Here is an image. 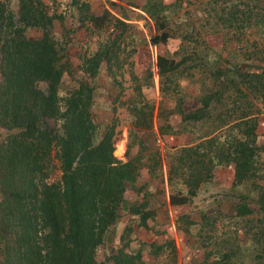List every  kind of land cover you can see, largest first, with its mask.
<instances>
[{
	"label": "trees",
	"instance_id": "1",
	"mask_svg": "<svg viewBox=\"0 0 264 264\" xmlns=\"http://www.w3.org/2000/svg\"><path fill=\"white\" fill-rule=\"evenodd\" d=\"M108 3L115 5L112 0ZM74 6L80 16L76 21H65L61 12L50 9L43 0H17L14 11L0 1V11L7 9L13 18L2 25L0 13V31L6 29L0 34V264H102L95 256L96 250L102 245L107 228L119 216L127 212L129 221L137 217L135 224L146 226V218L154 213L153 208L147 206L145 190L140 197L130 200L126 211H120V206L134 189L137 192L147 183L146 179L135 186L144 164L140 155L147 154L154 164H160L164 155L157 145L148 151L134 146L135 149L130 146L132 149L122 150L113 139L115 124L99 123L92 118L93 89L98 85L100 69L109 60L108 48L100 47L86 57L80 64L84 72L74 78L72 72L77 67L67 56L63 38L69 31L74 34L86 18L98 34L104 33L103 25L112 15L106 9L99 14L90 11L84 1ZM54 20L59 25L55 26ZM62 22H69L71 26L62 28ZM116 22L119 27L124 25L119 19ZM28 26L39 29L40 34L27 36L24 30ZM158 26L162 29L163 22L158 21ZM149 40L165 44L169 50L173 49L171 43L178 42L163 29ZM178 65L171 56L155 57L160 76H167ZM230 69L233 70L229 74ZM213 72L227 77L202 97L201 106L181 114V121H197L208 116L210 113H204V108H209L211 102L229 98L233 92H242L241 86L249 90L253 99L264 103V67L241 69L235 66ZM66 76L69 80L74 78L72 85L63 83ZM64 84L71 86L61 92ZM164 85L165 82L162 87ZM143 112L130 114L131 128H135L136 134L153 130L151 108ZM216 116L220 119L218 125L223 124L221 114ZM230 116L234 119L228 123L230 130L223 141L217 140L218 135L208 137L218 144L214 153L203 149L204 135L199 136L197 142L180 143L178 155L172 157L186 172L183 181L187 195L170 192L168 202L186 201L199 182L210 177L214 164L231 165L233 183L248 179L258 192L256 203L261 215L249 217L245 231L258 250L257 264H264V259L261 260L264 183L256 181H264V169L257 168L255 161L264 144H259L255 137L257 120L252 111L230 107L225 117ZM99 124L103 126L101 130ZM165 126L177 130L172 125ZM162 132L159 135L164 139ZM127 190L128 196L125 195ZM244 198V194L236 196L235 215L252 212ZM129 221L119 234V245L106 255L112 264H145L141 240L139 246L128 249L132 229ZM156 246L152 245V254ZM223 264L235 263L225 260Z\"/></svg>",
	"mask_w": 264,
	"mask_h": 264
},
{
	"label": "rangeland",
	"instance_id": "2",
	"mask_svg": "<svg viewBox=\"0 0 264 264\" xmlns=\"http://www.w3.org/2000/svg\"><path fill=\"white\" fill-rule=\"evenodd\" d=\"M0 1L8 10L14 11L17 7V0ZM112 1L115 5L111 9L119 15L111 13L110 20L103 25L104 33L98 34L90 21L83 20L76 33L69 31L63 35L67 56L77 67L72 75L81 77L84 72L80 66L82 61L99 51L100 47L108 48L109 60L100 69L98 85L93 89L92 118L99 123H114L118 135L123 128L126 134L129 131L127 137L132 142L137 141L138 149L148 151L159 146L164 156L160 164H154L147 154L140 155L144 164L140 167L142 172L138 174L135 186L146 179L147 183L137 192L134 189L120 206V211H126L130 200L140 197L145 190L147 206L154 210L153 215L146 218V226L136 225L137 217L129 221L130 216L124 212L107 228L102 245L96 250V258L102 264H112L106 255L112 247L119 245V234L129 221L132 229L128 249L139 246L141 240L145 264H223L225 260L235 264H257L255 255L258 250L252 246L245 228L249 217L261 215L256 203L258 192L248 179L234 184L231 165L214 164L210 177L200 181L194 194L188 195L182 203H169L168 194L187 195L183 181L186 172L172 157L178 155L180 143L197 142L200 140L198 137L204 135L203 149L208 148V153H214L218 144L208 137L218 135V141L227 137L228 123L234 119V116L225 117L230 107H245L255 114V137L259 144H264V103L253 99L243 86L242 92L236 91L229 98L211 102L209 108H204V113H210L208 116L197 121H181V114L201 106L202 97L227 77L215 74V69L264 67V0ZM55 3L56 0L48 3L49 8ZM7 9L0 11L2 25L13 19ZM116 19L124 25L117 26ZM158 21L163 22V30L178 39L177 44L171 43V50L165 44L149 40L150 36L162 30ZM54 24L57 26L59 22L54 20ZM61 24L62 28L71 26L69 22ZM5 31H0V34ZM24 33L33 37L40 31L28 26ZM159 54L171 56L179 63L167 76L157 73L155 57ZM72 79L66 76L63 83L72 85ZM68 84L62 85L60 91L67 90L71 86ZM149 108L153 130L141 129V134L134 133L135 128L129 125L132 123L130 114L139 113V110L147 113ZM217 113L223 117V124L218 125ZM165 124L177 130L166 129ZM99 125L101 130L103 126ZM160 131H163L164 139L159 135ZM255 161L257 168L264 169V147L258 150ZM127 193L129 195L128 190L126 196ZM238 194L245 195L244 200L252 208L251 213L243 216L234 214ZM150 243L157 245L155 254L151 252Z\"/></svg>",
	"mask_w": 264,
	"mask_h": 264
},
{
	"label": "crops",
	"instance_id": "3",
	"mask_svg": "<svg viewBox=\"0 0 264 264\" xmlns=\"http://www.w3.org/2000/svg\"><path fill=\"white\" fill-rule=\"evenodd\" d=\"M43 1L45 3H50L53 0H43ZM81 1H84L90 6V11H93L96 9L95 12L98 14L100 13L102 9H106L108 10L109 13H113L116 16L119 15L118 13H115L113 9H111L110 4L108 3L109 0H78V2H75V0H56V3L54 5H51V4L50 5L52 8H56L57 12H61L63 14L65 21H68V20L76 21V17L80 15H78L77 12H75L73 7H75L74 5H79ZM85 21H89V19L86 18ZM130 124L131 123L129 122V125ZM128 133L129 131H127V134ZM127 134L123 128L120 135H118L116 127L114 126L113 139H114V142L118 145V147H121L124 149L130 146H134L137 148L139 146L137 141H134V142L130 141V139L127 137ZM118 156L124 159V156L122 154H119Z\"/></svg>",
	"mask_w": 264,
	"mask_h": 264
}]
</instances>
